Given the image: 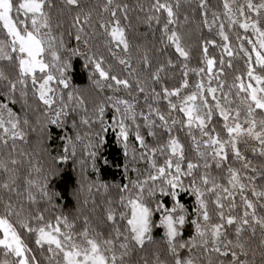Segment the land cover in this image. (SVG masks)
Instances as JSON below:
<instances>
[{
    "label": "snow or ice",
    "instance_id": "snow-or-ice-1",
    "mask_svg": "<svg viewBox=\"0 0 264 264\" xmlns=\"http://www.w3.org/2000/svg\"><path fill=\"white\" fill-rule=\"evenodd\" d=\"M55 8L75 12L67 40L54 31ZM179 8V0L141 6L149 27L155 22L154 37L159 32L162 47L154 46L153 57L129 39L126 3L0 0V61L13 69L0 70V144L11 140L14 151L25 138L30 96L46 126L66 132L71 119L76 129L85 100L70 79L74 58L100 96L91 117H81L95 128L94 137L89 134L78 156L83 138L60 135L62 150L53 166L36 169L42 181H26V199L35 204L39 196L51 204L64 197L65 173L56 161L71 160L97 176L113 163L119 167L104 156L109 132L126 181L116 186L119 207L107 208L103 227H90L85 217L79 232L67 217L56 216L53 227L42 213L24 215L23 205L0 201V248L15 257L0 264H257V255L264 264V0H222V12L211 13L207 0H199L202 19L191 21L202 37L198 67H189L183 32L189 17L181 20ZM209 46L221 49L219 63ZM176 68L179 76H167ZM9 101L20 103L23 115ZM19 163L11 153L0 159V190L16 191ZM161 230L163 243L150 249ZM25 237H34V244Z\"/></svg>",
    "mask_w": 264,
    "mask_h": 264
},
{
    "label": "trees",
    "instance_id": "trees-1",
    "mask_svg": "<svg viewBox=\"0 0 264 264\" xmlns=\"http://www.w3.org/2000/svg\"><path fill=\"white\" fill-rule=\"evenodd\" d=\"M243 0H240L242 3ZM85 5H99L106 0H83ZM119 3H126L128 5V16L131 21V28L129 29V39L131 40L133 46L139 44L141 48H147L151 51L153 57H156L155 47L158 45L159 41V32L156 31L155 37L153 31L155 28V22H152V27H149L146 21V13L141 11V6H144L145 9L150 8L151 3L154 0H116ZM170 2L175 6L177 0H170ZM211 11L222 12V0H207ZM55 3L59 4L60 0H55ZM180 8L178 9V15L181 20H183L185 14L189 17V23L183 29L185 35V43L191 47V61L189 67H198V57L200 49V40L202 39L200 31L196 28L195 23L191 21L195 20L199 22L202 18L199 16L198 4L199 0H179ZM197 9L194 13L193 9ZM75 16V12L69 16L65 11L63 14H60V9H53V22H54V31L57 35L60 32L64 33V37L67 40L68 31L71 29L72 17ZM211 18V16H209ZM59 24L61 27H57ZM74 32V30H73ZM207 38V31L204 30V37ZM218 43L219 38L217 37ZM234 40V37H233ZM72 43L75 44L74 38ZM210 47V54H214L217 57V63H219V55L221 49H212ZM162 60H167L166 55H161L159 57ZM175 60V57H173ZM73 64L75 65L70 69V79L75 88L79 90L80 95L83 96L85 104L81 105L78 109L80 112L79 116H76V129H72V121H68V129L65 132L62 129H58L55 126H46L44 123V116L42 110L36 109L35 104L32 103L31 96L29 101L32 104V107L29 109L27 116L29 119V124L24 128L25 138L23 140H18L15 143V150L13 151L12 141L9 140L7 147H4L3 144H0V159H4L9 153L17 159L19 163L18 169L16 172V183L14 187L16 191L8 192L0 190V201H5L11 199L19 208L23 205V214L28 215L32 212H39L44 215L45 223L51 221L52 224L56 223L55 217L60 216L61 219L67 217L68 223L73 225L77 232L81 231L85 226V217H88L90 227H103L100 224V218L106 215V210L109 206L119 207V192L117 185H121L126 182L123 180L124 176V159L122 154L118 150V146L115 145L112 134L109 132L108 144L104 149L105 158L110 161H118L119 167L116 163H113L112 166L105 168L97 176L96 173H93L91 168L81 169L79 164L73 165L72 161L69 160L67 164H63L60 161H56L57 164H60L61 170L65 173L64 180L60 185V189L64 191L65 195L59 201H53L51 204L47 203L44 200H41L39 196L35 204H31L25 195L26 181L28 179L40 180L42 181V174L38 173L36 169L44 168L47 169L53 166L52 157L57 154L58 151L62 150V144L60 143V135H70L73 138L79 134L83 138V142L77 149L78 156L80 155L81 149L85 144L88 143L89 134L95 133V128L87 124L81 123V117H91V113L95 108L96 103L99 102L100 96L97 95V90L90 83L88 79V73L84 71L81 67V63L78 62L75 58L73 59ZM242 66L241 64L237 67ZM0 70H3L6 74H12L13 69L10 65L0 61ZM118 70V69H117ZM225 71L231 73V70L227 68V57H225ZM162 75H164L162 73ZM173 75L179 76L180 69L176 68L174 71H169L167 76L171 77ZM231 75H229V79ZM173 83V81H169ZM2 90V89H0ZM19 99V97H17ZM0 101H3V97L0 96ZM9 106L17 113L21 112V104L15 103L12 104L9 101ZM85 107L87 112L84 111ZM35 109V110H33ZM71 110V109H70ZM112 112L110 109H106V117L110 118ZM49 134H51L54 139L49 140ZM251 158H253L251 156ZM131 159V156L129 157ZM254 162L258 163V158H253ZM31 161V163L29 162ZM131 168L132 165H129ZM3 181L2 170H0V182ZM79 189L77 195L73 193ZM111 201V205L110 202ZM119 218V217H117ZM99 230V229H98ZM109 231V229H105ZM234 239V230H232ZM161 231H155L153 233L154 244L150 245V249L159 248L163 243L161 241ZM251 235V232L247 234ZM260 236L259 229H257L256 240L258 241ZM185 238H187V233ZM25 239L29 240L30 244H34V237ZM45 255H47L45 251ZM194 256L199 257V249H196ZM15 259L14 256H6L4 250L0 248V262L5 260L11 262ZM41 259H43L41 257ZM257 264H259V256L257 255ZM44 264H47L44 261ZM53 264L55 261L53 260Z\"/></svg>",
    "mask_w": 264,
    "mask_h": 264
},
{
    "label": "rangeland",
    "instance_id": "rangeland-1",
    "mask_svg": "<svg viewBox=\"0 0 264 264\" xmlns=\"http://www.w3.org/2000/svg\"><path fill=\"white\" fill-rule=\"evenodd\" d=\"M243 2H245V0H243L242 3H243ZM254 2L259 3L260 0H254ZM190 78H191V74H190ZM247 154H248V156L251 158L252 154H251L250 149L247 151ZM52 225H53V227H55L56 223H54V224H52ZM61 227L63 228L62 225H61Z\"/></svg>",
    "mask_w": 264,
    "mask_h": 264
}]
</instances>
